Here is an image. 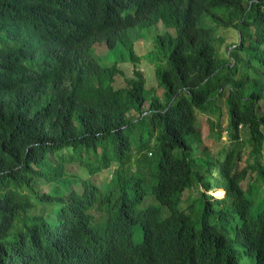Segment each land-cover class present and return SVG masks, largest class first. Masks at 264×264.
Here are the masks:
<instances>
[{
  "label": "trees",
  "instance_id": "16d2710c",
  "mask_svg": "<svg viewBox=\"0 0 264 264\" xmlns=\"http://www.w3.org/2000/svg\"><path fill=\"white\" fill-rule=\"evenodd\" d=\"M158 23L146 86L134 42ZM247 255L264 264V0H0V264Z\"/></svg>",
  "mask_w": 264,
  "mask_h": 264
},
{
  "label": "rangeland",
  "instance_id": "374dc122",
  "mask_svg": "<svg viewBox=\"0 0 264 264\" xmlns=\"http://www.w3.org/2000/svg\"><path fill=\"white\" fill-rule=\"evenodd\" d=\"M162 30H163V27L161 26L160 23H158L156 26H151L148 29L145 28L144 39H139L134 42V51L139 57H141L140 63L137 66L144 72V76L146 79V86L150 85L149 80L153 79V74H152L151 65L145 61L143 56L144 54L147 53L148 50L152 48V42H153L154 37L156 36L157 33L162 32ZM221 30H225V29L221 28ZM104 51L105 50L100 47L98 50H96L97 54L95 53L96 57L99 56L101 64L105 65L106 63H112L113 60L115 61L117 60L119 67L123 69L122 71H123L124 76H128L129 73H132L133 65L130 62V60L126 58V53H124L125 52L124 48L120 47L115 52H112L110 54H107V53L103 54ZM123 80L124 79L120 77V79L117 81L118 84L123 83ZM157 92H160V88L157 89ZM222 121L224 120L222 119ZM222 135L223 136H221V139H224L225 138L224 132ZM204 145L212 146L210 144V140L208 139L207 140L205 139ZM192 191H193V194H196L197 192L196 189H193ZM208 193L214 196L220 197L223 194V190L215 188V189H211ZM240 264H251V258L248 255L242 257L240 259Z\"/></svg>",
  "mask_w": 264,
  "mask_h": 264
}]
</instances>
